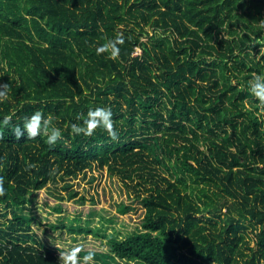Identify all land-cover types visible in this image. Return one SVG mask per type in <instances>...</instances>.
Returning <instances> with one entry per match:
<instances>
[{
  "label": "trees",
  "instance_id": "1",
  "mask_svg": "<svg viewBox=\"0 0 264 264\" xmlns=\"http://www.w3.org/2000/svg\"><path fill=\"white\" fill-rule=\"evenodd\" d=\"M262 22L264 0H0V120L14 111L22 126L40 110L63 131L50 148L0 128V264H63L25 210L93 167L144 210L134 233L96 232L107 250L94 264H264V104L249 90L264 73ZM120 33L116 59L97 54ZM97 107L117 139L72 132Z\"/></svg>",
  "mask_w": 264,
  "mask_h": 264
},
{
  "label": "rangeland",
  "instance_id": "2",
  "mask_svg": "<svg viewBox=\"0 0 264 264\" xmlns=\"http://www.w3.org/2000/svg\"><path fill=\"white\" fill-rule=\"evenodd\" d=\"M70 193L76 194L71 197ZM134 195L118 176L110 175L106 168L93 167L75 177L47 184L35 193L34 202L25 212L35 218L33 230L41 243L60 246L63 251L80 247L78 259L84 264L85 253L107 250L105 238L96 236V232L122 237L138 229L144 210ZM120 204L130 205V210L121 213ZM57 206L60 212L55 209ZM71 224L92 232L70 233L67 226ZM94 262L93 258L88 264Z\"/></svg>",
  "mask_w": 264,
  "mask_h": 264
},
{
  "label": "clouds",
  "instance_id": "3",
  "mask_svg": "<svg viewBox=\"0 0 264 264\" xmlns=\"http://www.w3.org/2000/svg\"><path fill=\"white\" fill-rule=\"evenodd\" d=\"M260 27L264 29V22L261 23ZM124 40L125 37L122 33L117 34L115 38H108L106 43L97 48V54L108 52L110 58L116 59L120 51L118 45L123 44ZM9 90V83L0 84V103L8 99ZM249 90L261 104H264V73L253 76L252 80L249 81ZM15 115L16 113L13 111L10 115L3 117V119L0 120V128L11 125L12 131L17 139L23 136L25 132L29 139L42 136L45 139V143L51 148L63 138L62 129L54 124V117L50 114L46 116L42 111L37 110L30 116L24 118L22 126L20 124L13 125V116ZM112 116L113 113L110 108H89L86 116L83 113L77 114L76 119L78 121L82 120L83 123H73L71 125V130L76 135L84 134L85 136H92L97 128H103L107 131L108 135L115 140L118 137V133L114 127ZM0 139H3L2 133H0ZM6 192L5 179L3 176H0V197L4 196ZM81 250L80 247H75L60 252V260L63 264H79L78 254ZM93 258L94 253L89 251L82 259L84 264H88Z\"/></svg>",
  "mask_w": 264,
  "mask_h": 264
},
{
  "label": "built area",
  "instance_id": "4",
  "mask_svg": "<svg viewBox=\"0 0 264 264\" xmlns=\"http://www.w3.org/2000/svg\"><path fill=\"white\" fill-rule=\"evenodd\" d=\"M140 53V50L137 48V50L134 52V54Z\"/></svg>",
  "mask_w": 264,
  "mask_h": 264
}]
</instances>
